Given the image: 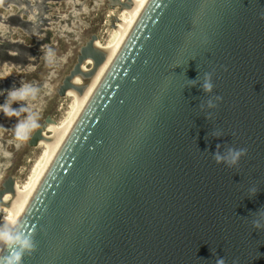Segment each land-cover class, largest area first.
Segmentation results:
<instances>
[{
    "label": "water",
    "instance_id": "obj_1",
    "mask_svg": "<svg viewBox=\"0 0 264 264\" xmlns=\"http://www.w3.org/2000/svg\"><path fill=\"white\" fill-rule=\"evenodd\" d=\"M8 231L20 264H264V0H145Z\"/></svg>",
    "mask_w": 264,
    "mask_h": 264
},
{
    "label": "rangeland",
    "instance_id": "obj_2",
    "mask_svg": "<svg viewBox=\"0 0 264 264\" xmlns=\"http://www.w3.org/2000/svg\"><path fill=\"white\" fill-rule=\"evenodd\" d=\"M113 1L68 0L66 4L62 3V9L64 10H56V12L52 13V16L47 14L48 18L54 19L49 21L51 23L50 26L45 25L44 27L50 28L51 34H48L46 29L39 36L41 39L44 37V40H49L44 44L41 43L42 52L40 58L37 59L34 57L35 62H29L24 66V69L14 64L15 62L13 60H9L8 64L3 67L5 71L0 73V77H4L0 78V85L2 86L5 80L8 79L13 80L18 85V88H21L24 83H28L36 89L35 98L29 97L27 100L16 101L11 104V107L14 109H19L20 107L29 109V112L21 114V120L26 119L29 114H33L37 117L39 128L48 119L52 121L47 123L43 135L44 138L40 140L38 146L29 145V141L37 128L30 134L29 140L22 143L19 148H16L15 143L17 142L13 138V129L17 122V117L13 116L10 119L6 117V125L5 122L0 121V126H2L0 128V191L4 189L1 184L3 180L12 179L14 182V190L11 192L8 191L1 196L0 208H4L9 213H13L17 207V203L21 199V195L18 194L20 188L18 189L17 185L24 187V184L26 186L31 181L30 179L35 174L34 171L38 169V166L43 161L45 147H49L51 144L50 139L53 131L70 116L73 98L75 95L81 93L76 88L85 87L84 83L95 78L93 76L87 79L82 74L77 75L72 80L75 86L67 91V95L64 97L59 95L58 89L76 64L77 57L80 54V48L94 35L97 37L95 43L96 49H98V44L100 46H106L115 38L114 30L117 28V23L120 22L119 16L124 11L130 10V7L124 8L123 10H120L118 6L115 8ZM124 1L126 0H120V3ZM132 3L133 0L131 1ZM69 6L72 10H66L65 7L69 8ZM80 6H82V9L78 8ZM10 11L13 12L12 10ZM112 16L117 17L114 26ZM5 31L9 33L6 27L4 29ZM22 33L26 45L35 44V39L32 41V37H29L26 31ZM14 39H20V36L18 38V35H14ZM100 51H104L106 54L109 50ZM13 53L17 52L14 51ZM92 64L93 60L89 58L82 65L83 72L91 70ZM5 87H0V92H3ZM4 103L0 101V105ZM3 151L9 152L11 155L5 157L2 155ZM9 196L12 197V200L6 201ZM7 219L8 216L2 214L0 216V226ZM0 229L2 228L0 227Z\"/></svg>",
    "mask_w": 264,
    "mask_h": 264
},
{
    "label": "flooded vegetation",
    "instance_id": "obj_3",
    "mask_svg": "<svg viewBox=\"0 0 264 264\" xmlns=\"http://www.w3.org/2000/svg\"><path fill=\"white\" fill-rule=\"evenodd\" d=\"M117 1L114 0L113 4H117ZM67 2L68 0H0V73L5 71L3 67L8 64L9 60H13L14 64L24 69V66L29 62H35L34 57L40 58L42 52L41 43L44 44L49 40H44V37L41 39L39 36L46 29L47 33L51 34V29L44 27L45 25L50 26L51 23L49 21L54 19L48 18L47 14L52 16V13L56 12V10H64L62 9V3L66 4ZM65 8L66 10L71 9L70 6ZM78 8L82 9V6ZM5 27L9 33L6 31L4 33ZM25 31L29 37H32V41L35 39L34 45H26L22 33ZM14 35H18V38L20 36V39H14ZM14 51L17 53H13ZM3 86L6 87L0 95V101L5 102L8 95L6 90L13 87L18 88V85L13 80L6 79ZM3 86L0 85V87ZM0 121L5 122L6 125L7 119L2 111H0ZM6 180L1 183L3 188Z\"/></svg>",
    "mask_w": 264,
    "mask_h": 264
},
{
    "label": "clouds",
    "instance_id": "obj_4",
    "mask_svg": "<svg viewBox=\"0 0 264 264\" xmlns=\"http://www.w3.org/2000/svg\"><path fill=\"white\" fill-rule=\"evenodd\" d=\"M205 87L210 88V85H206ZM6 91L8 95L5 99V103L0 105V111H2L5 117L9 119L13 116L17 117V122L13 129V138L17 142L15 143L16 148H19L22 143L29 140L30 134L33 130L39 128V123L37 117L33 114H29L26 119L21 120V114L29 112V109L26 107L14 109L11 107V104L16 101L27 100L29 97L35 98L36 89L31 87L28 83H24L21 88L13 87ZM0 94H2V92H0ZM0 128H2V126H0ZM2 155L9 157L11 153L3 151ZM238 156L239 153L233 157V162H235V159L238 158ZM9 220L12 224L16 223V217L14 216L10 217ZM0 242H3L10 249H12L10 254L3 258V264H20L23 252L25 250L31 251L33 248V244L31 243L29 237L23 236L22 234H13L10 231H4L3 229H0ZM16 245L19 246L18 250L15 247ZM217 264H224L223 259L217 261Z\"/></svg>",
    "mask_w": 264,
    "mask_h": 264
},
{
    "label": "bare ground",
    "instance_id": "obj_5",
    "mask_svg": "<svg viewBox=\"0 0 264 264\" xmlns=\"http://www.w3.org/2000/svg\"><path fill=\"white\" fill-rule=\"evenodd\" d=\"M144 1L145 0H133V3L131 4V6L129 8L130 10L124 11L119 16L120 22L117 23V28H115V30H114L115 31V33H114V37L115 38L112 41H110L106 46H104V45L100 46L98 44V49L99 50H106V51L109 50V51L106 53L105 61L98 68L96 73L93 75V76H95V78L98 75V73L100 72V70L102 69V67L104 66L105 62L109 58L110 54L114 50V48L117 45V43L119 42V40L122 38V36L126 32V30L128 29L129 25L133 21L134 17L136 16L137 12L141 8V6L144 3ZM99 47L103 48V49H100ZM94 79H92L91 81H89L87 83H84L85 87H84L83 92H81L80 94L75 95V97L73 98L74 100H73V105H72V110H71L70 116L63 123L59 124L58 127L53 131V134H52L51 139H50L51 144L49 145V147H47V146L45 147L43 161L40 163V165L38 166V169H36V171L33 170L35 172V174L32 177V179H30L31 181L29 183L27 182L28 184L26 186L24 184V187H21V186L17 185V188L18 189L20 188L19 192L18 191L17 192H18L19 195H21V199L17 203V205H16L17 207L14 209L13 213H9L4 208H0V216L2 214H4V215L6 214V216H8L7 221L3 225L1 224V226H0L4 231H8L9 228L11 227L12 223L10 222L9 218L13 217V216L16 217V215L18 214V212H19L23 202L25 201L28 193L30 192L32 186L34 185L36 179L38 178L40 172L42 171L44 165L46 164L47 160L49 159L51 153L53 152L55 146L57 145L58 141L60 140L62 134L64 133L66 127L68 126L70 120L72 119L74 113L76 112L78 106L80 105L81 101L83 100L86 92L88 91V89H89L90 85L92 84V82L94 81ZM9 200H12V197L9 196V198L6 201H9ZM1 244H2V242H0V246H1Z\"/></svg>",
    "mask_w": 264,
    "mask_h": 264
}]
</instances>
